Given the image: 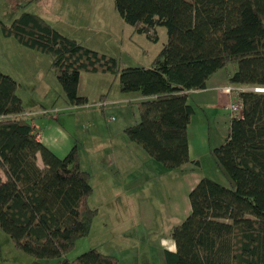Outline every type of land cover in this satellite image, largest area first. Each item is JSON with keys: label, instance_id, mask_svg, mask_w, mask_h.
Returning a JSON list of instances; mask_svg holds the SVG:
<instances>
[{"label": "trees", "instance_id": "16d2710c", "mask_svg": "<svg viewBox=\"0 0 264 264\" xmlns=\"http://www.w3.org/2000/svg\"><path fill=\"white\" fill-rule=\"evenodd\" d=\"M114 6L138 34L166 29L167 41L149 68H120L115 58L34 14L22 13L1 31L51 59L70 107L87 103L78 95L82 73L111 75L123 94L140 93L139 122L124 134L165 169H179L190 163V92L205 89L229 65L237 67L231 84L264 89V0H114ZM17 88L0 70V229L32 264H118L95 249L62 259L89 235L97 214L87 204L90 176L80 168L76 146L58 158L36 139L21 119ZM239 99L242 109L230 119L224 144L211 152L234 188L207 178L197 183L188 195L190 214L170 232L176 252H164L166 264H264V93L241 92Z\"/></svg>", "mask_w": 264, "mask_h": 264}, {"label": "rangeland", "instance_id": "374dc122", "mask_svg": "<svg viewBox=\"0 0 264 264\" xmlns=\"http://www.w3.org/2000/svg\"><path fill=\"white\" fill-rule=\"evenodd\" d=\"M22 13L37 15L61 35L115 58L120 68H149L167 41L166 29L157 27L156 33L150 32V35L136 33L120 17L114 0H0L1 72H10L22 79L17 94L24 99L27 119L38 118L41 130L51 137L59 138L57 127L71 133L74 137L71 147L77 148L80 168L90 176L92 193L87 204L97 210V214L89 235L80 239L62 259L74 261L95 249L103 254L111 253L109 255L120 264H166L160 249L161 239L168 238L171 229L186 218L183 216L185 201L189 207L191 189L184 177V168L165 169L141 146L129 141L124 129L139 122V112L136 102L122 101L125 97L121 96L129 98L135 95L128 94L140 93L123 94L118 78L114 77L115 84L109 86L104 95L107 99L103 100L99 94L101 83L105 82L101 81L103 77L82 73L80 93L90 95L84 104L88 107L75 110L68 106L50 68L51 59L2 35V25L10 26ZM27 66L29 70L25 69ZM227 69L232 73L237 67L229 65ZM36 71L44 78L49 75L53 81L45 87L48 98L41 104L34 99L44 92L36 82L40 79ZM25 79H28L26 83ZM99 103L106 106L96 107ZM43 112L50 114L40 118ZM50 126L53 129H49ZM219 141L223 144L225 140ZM67 154L57 157L64 158ZM37 163L42 166L41 159ZM193 166L201 179L234 188L219 171L212 154L203 159L202 166ZM142 208L147 210L145 215ZM60 260L42 259L39 263L55 264ZM34 261L17 250L0 229V264H32Z\"/></svg>", "mask_w": 264, "mask_h": 264}, {"label": "crops", "instance_id": "0c3cea01", "mask_svg": "<svg viewBox=\"0 0 264 264\" xmlns=\"http://www.w3.org/2000/svg\"><path fill=\"white\" fill-rule=\"evenodd\" d=\"M227 68L215 73L208 80L205 89L201 91L190 92L187 96V104L193 108L194 113L191 116L190 122L187 126L188 155H189L190 163L186 164L188 166L186 165L183 166L184 168L183 171H184V177L186 176L187 178L188 187L191 190L197 185V183L202 178L201 175H198L196 173V169L194 168V166L192 167L193 163L197 162L199 166L200 165L202 166L203 159L208 158L211 155L212 150L219 147V144H221L219 143L220 142L219 140L223 141L226 140L227 138L229 122L233 116V114L230 112L229 106L238 100V92L235 90L240 88L241 90L248 91V86L235 85L230 83L229 81L230 76H232L235 71L229 73ZM25 69L29 70L28 66ZM37 71L35 74L39 75L38 77H40V79L38 81L37 78L36 82H38L42 86L41 89H44V92L41 95L34 96V99L37 104H41L40 102H43L48 98V94L46 93L45 87H47L48 83H52L53 81L49 75L46 74L44 78L43 75H40V73H38ZM3 73L14 79L18 85L21 84V82H23L21 78L15 77L13 73L10 72H3ZM35 74L32 73L33 76H36ZM99 75L103 77L101 78V81H105L101 83L102 87L100 89L101 92L99 93L102 94L100 96L103 97L107 93L109 86L111 84L112 86H114L115 79L111 75H106V74H99ZM27 80L28 79H25V83L27 82ZM81 84H82V76L80 75L79 84H78V95L80 97L85 98L88 102V98H89L88 96L90 95L80 93ZM228 86L234 90L232 93L225 94L224 92L221 91L222 88ZM18 88H17V92H18ZM56 90H58V88ZM128 95H135V96H130L129 98L127 95L121 96V97H125L122 98L123 99L122 101H133L138 103L145 99L140 94H128ZM17 96L21 99L23 106L24 105L23 97L19 96L18 94ZM61 97L63 98V95ZM106 99L104 98L103 100ZM87 107L88 106L86 105H80V106L72 107V109L81 110V109H86ZM24 112L25 113L21 116V119L26 120L33 127L34 133L35 135H37L36 139L39 142H41L47 149H49L53 154H55L56 156H61L62 154H65L72 149L73 146L71 147V145L74 137L71 136V133H69L62 127H57L56 133L59 136V138L51 137L48 135L47 131L46 134L44 131L41 130V121L37 120L38 118L33 119L32 117L30 119H27L25 109ZM39 117L42 118L45 116L39 115ZM50 128L53 129L52 126H50L49 129ZM39 159H40L39 156H37V160ZM141 211L142 214L145 215V211L147 210L142 208ZM190 212H191L190 204L188 207L185 201L183 207V216L187 217L190 214ZM112 245L111 247H113ZM160 249L163 252V254L164 252H170V253L176 252L175 244L173 240L170 238V235L168 238L161 239ZM104 254L109 255L111 253L109 254L104 253ZM118 264H120L119 261Z\"/></svg>", "mask_w": 264, "mask_h": 264}, {"label": "built area", "instance_id": "2783aa9c", "mask_svg": "<svg viewBox=\"0 0 264 264\" xmlns=\"http://www.w3.org/2000/svg\"><path fill=\"white\" fill-rule=\"evenodd\" d=\"M254 91V92H256V93H264L262 90L263 89H261V88H251L250 90L248 89V91ZM222 92H224L225 94H230V93H232L234 90L231 88V87H224V88H222V90H221ZM235 91H237L238 92V100L235 102V103H233V104H231L230 106H229V109H230V112L233 114V115H235V114H239L240 113V111H241V109H242V104H241V101H240V99H239V94L241 93V92H246V90H241L240 88L239 89H236ZM105 106V104H102V103H99V104H96V107H98V108H103ZM47 114H50V113H47V112H43V113H40V115H47ZM3 119H5L4 117H0V121L1 120H3Z\"/></svg>", "mask_w": 264, "mask_h": 264}, {"label": "bare ground", "instance_id": "6f19581e", "mask_svg": "<svg viewBox=\"0 0 264 264\" xmlns=\"http://www.w3.org/2000/svg\"><path fill=\"white\" fill-rule=\"evenodd\" d=\"M264 92V90H262Z\"/></svg>", "mask_w": 264, "mask_h": 264}, {"label": "water", "instance_id": "95a60500", "mask_svg": "<svg viewBox=\"0 0 264 264\" xmlns=\"http://www.w3.org/2000/svg\"><path fill=\"white\" fill-rule=\"evenodd\" d=\"M264 90V89H263Z\"/></svg>", "mask_w": 264, "mask_h": 264}]
</instances>
